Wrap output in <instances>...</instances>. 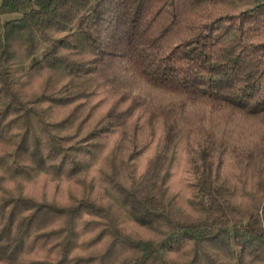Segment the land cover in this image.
<instances>
[{
    "label": "trees",
    "instance_id": "obj_1",
    "mask_svg": "<svg viewBox=\"0 0 264 264\" xmlns=\"http://www.w3.org/2000/svg\"><path fill=\"white\" fill-rule=\"evenodd\" d=\"M0 264H264V0H0Z\"/></svg>",
    "mask_w": 264,
    "mask_h": 264
},
{
    "label": "rangeland",
    "instance_id": "obj_2",
    "mask_svg": "<svg viewBox=\"0 0 264 264\" xmlns=\"http://www.w3.org/2000/svg\"><path fill=\"white\" fill-rule=\"evenodd\" d=\"M183 156H181V161L177 163L178 165H176V167H178V171H177V174H175V176H174L175 177L174 178V181L180 183L182 188L183 187H186L185 177L187 179V176L184 177V173H183L184 172V169H185V166H184V157ZM182 180H184V181H182Z\"/></svg>",
    "mask_w": 264,
    "mask_h": 264
}]
</instances>
